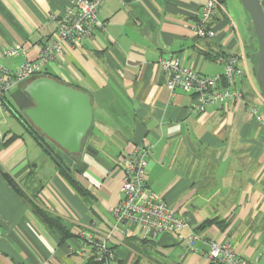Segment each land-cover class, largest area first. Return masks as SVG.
Returning <instances> with one entry per match:
<instances>
[{
	"label": "crops",
	"instance_id": "1",
	"mask_svg": "<svg viewBox=\"0 0 264 264\" xmlns=\"http://www.w3.org/2000/svg\"><path fill=\"white\" fill-rule=\"evenodd\" d=\"M68 2L0 0V64L15 71L25 58L35 59L56 33L58 23L51 15H61ZM206 2L106 0L99 13L104 28L46 67L45 76L90 96L92 125L79 155L60 150L15 110L5 112L0 125V264H90L91 258L82 255L80 231L96 240L111 234L112 264H221L206 257L212 241L230 245L251 264H264L261 92L246 74L238 83L242 102L201 113L191 93L170 90L169 74L158 64L174 57L212 76L222 72L216 57L237 56L239 67L245 73L250 68L256 78L255 54L244 55L236 24L223 6L210 23L213 39L193 35ZM14 44L25 54L1 56ZM252 108L259 117L248 112ZM145 143L153 145L147 185L185 219L183 236H200L193 249L175 235L141 240L136 230L124 235L114 228L111 209L120 198V158ZM56 160L85 195L64 180ZM38 209L56 218L61 231L48 225Z\"/></svg>",
	"mask_w": 264,
	"mask_h": 264
},
{
	"label": "built area",
	"instance_id": "2",
	"mask_svg": "<svg viewBox=\"0 0 264 264\" xmlns=\"http://www.w3.org/2000/svg\"><path fill=\"white\" fill-rule=\"evenodd\" d=\"M106 0H69L67 7L59 16L51 15V20L58 23L51 42L42 47L35 59L25 58L15 71H9L0 64V125L4 121L10 94L31 79L44 76L46 67L60 60L66 49L83 46L92 39L105 23L99 19V13ZM217 0H207L202 5L198 18L191 30L198 39H213L214 29L210 26L217 9ZM25 50L17 44L3 50L1 56L16 58L24 55ZM216 64L222 72L205 76L182 64L177 58H167L158 62L160 68L169 74L170 90H182L191 93L195 108L204 113L207 108L218 104H236L243 101V93L238 83L244 78V71L239 67L237 56H218ZM248 112L259 117L257 109ZM153 145L145 143L135 146L123 154L119 161L122 171L120 198L111 209L114 228L126 235L137 231L141 240H156L164 234L175 235L187 249H193L200 236L191 233L183 236L181 230L186 226L183 217L164 200L152 192L147 185L148 158L152 155ZM78 236L83 241L82 255L91 258L94 264H112L115 253L109 246L111 234L96 240L86 231ZM1 238V232H0ZM206 255L213 262L221 264H251L228 244L209 242Z\"/></svg>",
	"mask_w": 264,
	"mask_h": 264
},
{
	"label": "water",
	"instance_id": "3",
	"mask_svg": "<svg viewBox=\"0 0 264 264\" xmlns=\"http://www.w3.org/2000/svg\"><path fill=\"white\" fill-rule=\"evenodd\" d=\"M238 1L250 16L257 39L256 82L264 98V9L260 0ZM10 99L47 140L68 155L80 154L92 125V104L88 93L41 76L14 90Z\"/></svg>",
	"mask_w": 264,
	"mask_h": 264
},
{
	"label": "rangeland",
	"instance_id": "4",
	"mask_svg": "<svg viewBox=\"0 0 264 264\" xmlns=\"http://www.w3.org/2000/svg\"><path fill=\"white\" fill-rule=\"evenodd\" d=\"M222 6L229 13L231 19H233L236 24V26L234 27L236 30V34L243 45V49L245 50L244 52L246 54L244 53V55H247L246 57H250L252 56V54H255V58H257V39L253 31V25L250 26L252 24L251 18L244 7L238 0H225V5ZM249 69L250 68H248L246 73L244 72V74H247V78L250 79L253 85L260 91V88L256 82V78H253L251 70ZM4 118H6V116H4ZM8 120L12 121L13 119Z\"/></svg>",
	"mask_w": 264,
	"mask_h": 264
},
{
	"label": "trees",
	"instance_id": "5",
	"mask_svg": "<svg viewBox=\"0 0 264 264\" xmlns=\"http://www.w3.org/2000/svg\"><path fill=\"white\" fill-rule=\"evenodd\" d=\"M261 1V3H262V7H263V9H264V0H260ZM217 7L218 6H222V5H225V1L224 0H217ZM254 31V30H253ZM255 34V33H254ZM256 62H257V58H256ZM45 76V75H44ZM48 77H50V78H53V79H55L56 81H58V79H56V78H54V77H51V76H49L48 75ZM35 79V78H34ZM33 80V79H32ZM31 81V80H30ZM29 82V81H28ZM58 82H60V81H58ZM27 83V82H26ZM25 84V83H24ZM23 84V85H24ZM22 85V86H23ZM21 86V87H22ZM7 109H8V111H10V112H13V110H15L16 112H17V115H18V118H20V119H22V120H26L22 115H21V113L15 108V106H14V104L12 103V101L10 100V101H8V105H7ZM40 141H42V139L40 138ZM56 163H57V168H58V171H59V173L62 175V177L64 178V180L71 186V188L73 189V190H75L78 194H80V195H85V193H84V191L82 190V188L80 187V186H78V184L73 180V178H72V176H71V174H70V171H69V169L66 167V166H64V164H62V163H60V161H57L56 160ZM9 183L11 184V185H13L12 184V182L9 180ZM37 213H38V215L48 224V225H52L53 227H55L56 229H58V230H60L61 231V225H60V223H59V221L56 219V218H54L53 216H51V215H48V214H46V213H44V212H42V211H40L39 209L37 210ZM90 264H94V263H90Z\"/></svg>",
	"mask_w": 264,
	"mask_h": 264
}]
</instances>
